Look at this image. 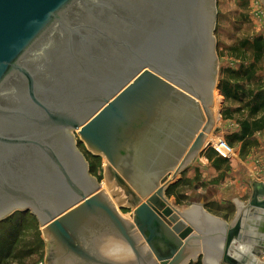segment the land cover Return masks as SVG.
Segmentation results:
<instances>
[{"label":"water","instance_id":"95a60500","mask_svg":"<svg viewBox=\"0 0 264 264\" xmlns=\"http://www.w3.org/2000/svg\"><path fill=\"white\" fill-rule=\"evenodd\" d=\"M216 18V0H0V222L30 212L47 264H247L241 213L166 196L213 125ZM75 133L106 157L119 208ZM251 187L246 210L264 211Z\"/></svg>","mask_w":264,"mask_h":264},{"label":"rangeland","instance_id":"374dc122","mask_svg":"<svg viewBox=\"0 0 264 264\" xmlns=\"http://www.w3.org/2000/svg\"><path fill=\"white\" fill-rule=\"evenodd\" d=\"M216 15L218 18L214 25L213 38L217 76L211 106L208 107L213 125L207 134L203 151L196 158L197 161L199 157L208 159L212 169L219 172V177L203 184L199 172L195 179L186 178L185 170L179 173L174 184L168 188L170 190L166 196L176 209L181 210L191 203L189 192L194 190L196 184L203 185L205 193H213L217 192V184L232 178L230 170L233 166L228 164L230 158L223 159L216 153L211 144L214 140L223 138L230 147L235 148L239 143H236L233 136L239 134L243 126H247L250 135L242 148L246 152L247 146H256L254 132L264 128V110L253 115L244 104L225 99L219 89L221 83H238L241 94L244 92L245 103L249 93L264 91V0H216ZM259 115H263L261 120H257ZM75 139H79L77 133ZM78 150L85 155L89 167L92 166L91 176L119 208L117 198L110 193L108 187L110 185L107 181L106 157L101 153L100 156H93L92 153L97 152L91 150L86 143L79 145ZM95 157L97 160L93 159ZM213 194L215 200L209 204L213 212L222 216L233 212L232 206L226 207L222 204V198H226V195L221 197V193ZM249 197L250 193H247L244 200L247 201ZM125 207L120 210V214L132 222L133 207ZM230 213L229 217L232 216ZM2 222L0 264H47V237L30 212L17 211ZM200 260L199 258L192 264Z\"/></svg>","mask_w":264,"mask_h":264},{"label":"crops","instance_id":"0c3cea01","mask_svg":"<svg viewBox=\"0 0 264 264\" xmlns=\"http://www.w3.org/2000/svg\"><path fill=\"white\" fill-rule=\"evenodd\" d=\"M262 118L263 115H259L257 120ZM253 137L257 140L255 147L247 146L246 152H244L242 149L243 143H239L234 148L235 153L228 163L231 167L233 166V169L230 170L232 178L221 181L216 186L218 188L217 192H213L221 193V197L226 195V198H222V204L226 207H233V212H229L232 216L229 217V213L222 216L217 212H213L209 204L215 200V194L205 193L204 186H200V184H196L194 190L189 192L191 200L189 206L178 210L183 212L187 209L196 208L198 202L202 200L203 211L210 213V219H221L222 222L230 223L235 219L237 213H241L245 217L243 222L250 221L251 227L243 233L242 242L239 241L235 244L234 249L241 252V254L235 253V255L239 256L238 258L241 260H246L245 257H247V264L251 259L255 260L256 263L264 264V216L259 215V213L264 214V211L246 210L252 193L251 184L253 180L264 182V128L254 132ZM197 172L201 175L203 184L217 180L219 177V172L217 173L212 169L205 157H199L198 161L197 158L193 159L184 171L186 173L185 177L188 179H195ZM247 193H250V197L246 201L244 199Z\"/></svg>","mask_w":264,"mask_h":264},{"label":"trees","instance_id":"16d2710c","mask_svg":"<svg viewBox=\"0 0 264 264\" xmlns=\"http://www.w3.org/2000/svg\"><path fill=\"white\" fill-rule=\"evenodd\" d=\"M229 82L223 83V84L221 83L219 85L221 95L225 99L231 100L233 102H237L240 104H244L247 109H250V112L253 115H256L257 113L261 112V110H264V91L260 90L257 93H253V92L249 93L247 97L248 101L245 103L246 100L244 97V92H242L241 94L240 85L238 83L234 84V83H229ZM249 135H250L249 128L247 126H243L242 131L239 134L234 135L233 139L236 141V143L245 144V140L247 139ZM93 159L97 160L96 157ZM90 172H92V166H90ZM169 190L170 189L167 190V193L169 192ZM195 264H202V262L200 260Z\"/></svg>","mask_w":264,"mask_h":264},{"label":"built area","instance_id":"2783aa9c","mask_svg":"<svg viewBox=\"0 0 264 264\" xmlns=\"http://www.w3.org/2000/svg\"><path fill=\"white\" fill-rule=\"evenodd\" d=\"M211 144L216 153L223 159H229L235 153L234 148L230 147L223 138L214 140Z\"/></svg>","mask_w":264,"mask_h":264},{"label":"flooded vegetation","instance_id":"af4514ba","mask_svg":"<svg viewBox=\"0 0 264 264\" xmlns=\"http://www.w3.org/2000/svg\"><path fill=\"white\" fill-rule=\"evenodd\" d=\"M75 135V134H74ZM83 142L80 140V137H79V139H78V141H77V147H79V145H81ZM84 157H85V155H83ZM85 159H86V157H85ZM87 160V159H86ZM88 163V162H87ZM88 167H89V164H88ZM89 171H90V167H89ZM91 174V173H90Z\"/></svg>","mask_w":264,"mask_h":264},{"label":"bare ground","instance_id":"6f19581e","mask_svg":"<svg viewBox=\"0 0 264 264\" xmlns=\"http://www.w3.org/2000/svg\"><path fill=\"white\" fill-rule=\"evenodd\" d=\"M216 101H217V99H216ZM215 109V108H214ZM215 143H217L216 141H215ZM108 187H110V186H108ZM244 251H246V250H244ZM239 257V256H238Z\"/></svg>","mask_w":264,"mask_h":264}]
</instances>
